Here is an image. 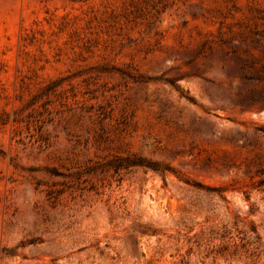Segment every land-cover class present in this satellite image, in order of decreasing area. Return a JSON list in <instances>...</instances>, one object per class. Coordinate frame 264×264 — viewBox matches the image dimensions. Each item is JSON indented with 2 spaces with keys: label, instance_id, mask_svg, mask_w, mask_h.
Masks as SVG:
<instances>
[{
  "label": "rangeland",
  "instance_id": "1",
  "mask_svg": "<svg viewBox=\"0 0 264 264\" xmlns=\"http://www.w3.org/2000/svg\"><path fill=\"white\" fill-rule=\"evenodd\" d=\"M0 264H264V0H0Z\"/></svg>",
  "mask_w": 264,
  "mask_h": 264
}]
</instances>
